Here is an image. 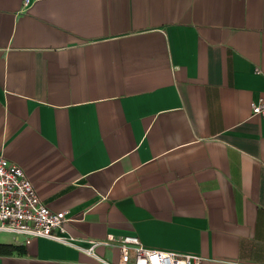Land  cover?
<instances>
[{
  "label": "crops",
  "instance_id": "obj_1",
  "mask_svg": "<svg viewBox=\"0 0 264 264\" xmlns=\"http://www.w3.org/2000/svg\"><path fill=\"white\" fill-rule=\"evenodd\" d=\"M24 2L0 0V155L65 234L264 264V0ZM0 264L99 263L1 233Z\"/></svg>",
  "mask_w": 264,
  "mask_h": 264
},
{
  "label": "built area",
  "instance_id": "obj_2",
  "mask_svg": "<svg viewBox=\"0 0 264 264\" xmlns=\"http://www.w3.org/2000/svg\"><path fill=\"white\" fill-rule=\"evenodd\" d=\"M25 4L28 0H25ZM251 114L264 115V97L251 103ZM64 211L51 210L38 196L32 181L17 164L0 155V234H12L16 243L28 244L38 237L50 238L77 247L93 256L99 264H201L193 254H180L144 246L134 235L118 239L108 235L103 240H88L79 245L65 234ZM117 248V262L98 256L95 248Z\"/></svg>",
  "mask_w": 264,
  "mask_h": 264
}]
</instances>
